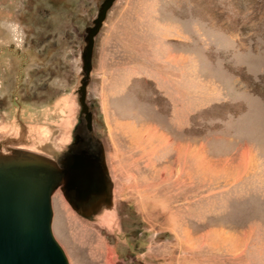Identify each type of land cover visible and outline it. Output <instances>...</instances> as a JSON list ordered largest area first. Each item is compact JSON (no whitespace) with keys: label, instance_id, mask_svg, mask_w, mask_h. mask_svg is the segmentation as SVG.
Returning <instances> with one entry per match:
<instances>
[{"label":"rangeland","instance_id":"374dc122","mask_svg":"<svg viewBox=\"0 0 264 264\" xmlns=\"http://www.w3.org/2000/svg\"><path fill=\"white\" fill-rule=\"evenodd\" d=\"M104 2L0 0L26 34L0 29V143L66 148L83 110L87 203L115 195L89 220L54 193L71 264H264V0H113L81 91Z\"/></svg>","mask_w":264,"mask_h":264},{"label":"water","instance_id":"95a60500","mask_svg":"<svg viewBox=\"0 0 264 264\" xmlns=\"http://www.w3.org/2000/svg\"><path fill=\"white\" fill-rule=\"evenodd\" d=\"M112 2L105 0L87 35L81 91L91 70V37ZM8 143H0V264H71L53 229V196L68 180L75 181L73 167H62L54 155Z\"/></svg>","mask_w":264,"mask_h":264},{"label":"flooded vegetation","instance_id":"af4514ba","mask_svg":"<svg viewBox=\"0 0 264 264\" xmlns=\"http://www.w3.org/2000/svg\"><path fill=\"white\" fill-rule=\"evenodd\" d=\"M81 110L78 114V124H75L72 129L71 141L68 143L66 148L61 149L60 146L56 143L58 135L61 133V128H50L49 134L45 137H42L40 140L33 143L35 150L48 155H54L57 162L62 166L68 169V167H73L75 171V181L68 180L63 186H61L66 198L70 201L76 199L78 207L83 216L88 218L100 219L102 218V213L104 212H113L115 207V195L113 193V199H110V192L103 200L102 211L97 209L96 204L92 206L87 203V196L92 194V191H87L86 188L95 184L94 181L91 183L86 182V170L91 168V166L96 167L98 163H103V158L100 155L101 152V143L99 139L94 140L93 136L89 133H85L83 127V115ZM21 147V146H20ZM23 147V146H22ZM25 148V147H24ZM94 178H98L99 172L97 168L91 170ZM103 183V182H102ZM101 182L98 186L100 188ZM100 202V199L97 200ZM113 203V209L112 207ZM89 219V218H88ZM94 219V220H95ZM91 220V219H89Z\"/></svg>","mask_w":264,"mask_h":264},{"label":"clouds","instance_id":"9594fccd","mask_svg":"<svg viewBox=\"0 0 264 264\" xmlns=\"http://www.w3.org/2000/svg\"><path fill=\"white\" fill-rule=\"evenodd\" d=\"M0 29H3L10 37L16 48H22L25 44L26 34L24 26L18 21L5 20L0 22ZM3 43V41H0Z\"/></svg>","mask_w":264,"mask_h":264},{"label":"bare ground","instance_id":"6f19581e","mask_svg":"<svg viewBox=\"0 0 264 264\" xmlns=\"http://www.w3.org/2000/svg\"><path fill=\"white\" fill-rule=\"evenodd\" d=\"M14 141L13 139L11 140V142ZM2 145L4 144L3 142L1 143Z\"/></svg>","mask_w":264,"mask_h":264}]
</instances>
